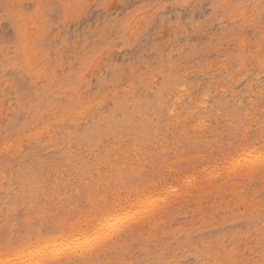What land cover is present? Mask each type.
Returning a JSON list of instances; mask_svg holds the SVG:
<instances>
[{
    "label": "rangeland",
    "instance_id": "1",
    "mask_svg": "<svg viewBox=\"0 0 264 264\" xmlns=\"http://www.w3.org/2000/svg\"><path fill=\"white\" fill-rule=\"evenodd\" d=\"M0 264H264V0H0Z\"/></svg>",
    "mask_w": 264,
    "mask_h": 264
},
{
    "label": "bare ground",
    "instance_id": "2",
    "mask_svg": "<svg viewBox=\"0 0 264 264\" xmlns=\"http://www.w3.org/2000/svg\"><path fill=\"white\" fill-rule=\"evenodd\" d=\"M107 238V237H106Z\"/></svg>",
    "mask_w": 264,
    "mask_h": 264
}]
</instances>
